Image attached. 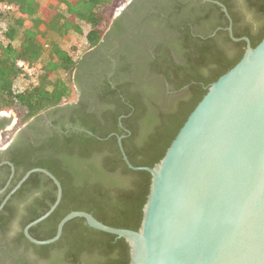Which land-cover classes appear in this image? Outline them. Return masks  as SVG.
Here are the masks:
<instances>
[{"label":"trees","instance_id":"trees-1","mask_svg":"<svg viewBox=\"0 0 264 264\" xmlns=\"http://www.w3.org/2000/svg\"><path fill=\"white\" fill-rule=\"evenodd\" d=\"M2 1L18 5L19 12L2 15L6 29L0 38V110L20 109L18 123L22 124L72 96L74 87L55 74L62 71L69 77L84 63L85 58L75 59L57 40L67 39L71 31L82 32L81 23H85L88 25L85 34L88 47H97L110 23L109 11L115 0H46L50 14H45V4L40 0ZM220 1L228 7L235 20L228 2ZM244 1L264 15V0ZM245 2L238 0L245 26H234L233 34L236 37L250 36L252 46H255L264 37V18L260 20L259 31L252 34V20L243 11L242 4ZM202 5L198 9L195 5L185 6L183 3L162 6L157 14L160 11L162 15L166 13L167 19L163 27L154 28L164 37L169 31L170 38L154 43L152 57L140 60L138 69L124 84L106 83L104 94L100 95L105 108L101 106L87 114L79 112L80 108L77 116L61 125L63 130L68 128L67 131H57L52 140L29 149L44 150L51 156L29 163L0 194V202L22 175L34 166L51 171L63 189L55 210L29 229L33 237H52L59 220L71 210L91 212L98 220L111 226L139 228L151 175L146 170H134L126 165L118 148L117 135L126 134L122 143L132 164L153 166L164 155L208 85L232 67L244 52L245 42H233L227 30L222 29L227 26L228 20L220 7L216 4ZM208 7L220 11L216 23L221 28L214 36L209 33L217 24H212L214 22L208 18ZM155 22L159 24L162 21L158 19ZM114 24L119 27L116 20ZM200 25L203 30L210 31H201ZM228 42L233 43V47H227ZM19 58L30 64L41 61L42 73L37 84L17 91L13 82L20 74L16 66ZM145 68L162 76L176 91L185 85L188 89L163 108L164 103L154 101L151 87L140 79ZM74 106L71 103L64 107ZM68 123L81 126L93 134L68 127ZM12 162L15 164V161ZM42 177L46 176L40 172L31 173L13 193L17 199L13 204L7 201L2 207L0 226H13L17 233L16 242L31 248L46 264H81L84 259L86 264H129V246L123 237L116 238L114 234L94 229L80 217L66 222L59 239L51 244L37 245L27 240L22 233L23 227L43 214L56 196V186L53 184L48 188ZM2 185L0 183V188ZM24 192H27L26 197ZM35 192L46 194L43 207L29 205L28 208H34L36 212L24 215L4 213L9 209L27 207L25 200L35 197Z\"/></svg>","mask_w":264,"mask_h":264},{"label":"water","instance_id":"water-1","mask_svg":"<svg viewBox=\"0 0 264 264\" xmlns=\"http://www.w3.org/2000/svg\"><path fill=\"white\" fill-rule=\"evenodd\" d=\"M204 1L221 7L229 37L245 41L246 47L241 58L208 85L153 166L132 164L122 143L125 134L117 135L126 165L151 175L139 228L111 226L91 212L71 210L52 237H33L29 229L55 210L63 193L51 171L33 167L0 202L1 210L33 172L52 180L55 200L23 227L27 240L51 244L66 222L80 217L94 229L123 237L129 264H264V37L252 46L247 36H234L226 5Z\"/></svg>","mask_w":264,"mask_h":264},{"label":"flooded vegetation","instance_id":"flooded-vegetation-1","mask_svg":"<svg viewBox=\"0 0 264 264\" xmlns=\"http://www.w3.org/2000/svg\"><path fill=\"white\" fill-rule=\"evenodd\" d=\"M226 1L230 5L231 11L236 16L235 20L232 19V31H233L234 26L244 28L245 24H244V17L242 16L243 14L242 6L238 3V0H226ZM130 3H129L130 5L137 3V6L140 7V9H142V8H147V6L149 5V0H140V1L132 0ZM182 3L185 6L195 5L196 6L195 9L201 8L203 6L202 5L203 3L205 4V6H209V4H213V3H210L204 0H156L154 9H153V12L155 13H152L150 15L152 17L151 18L149 17V18L154 24H157V22H155L156 21L155 18L158 17L157 12H159V9L162 6H166L170 4H174V5L182 4ZM127 7L129 8L131 6H127ZM208 8H209L208 10H210V14L208 18L214 22L212 24H215L217 21H219L218 18L220 17L219 16L220 11L215 8L213 9L210 7ZM221 11L223 10L221 9ZM201 12H202V15H204V12L203 11ZM228 12H229V9H228ZM262 18H264V15H262ZM227 26L223 27L222 29L227 30ZM220 28L221 26L217 24L214 30H211L209 35L214 36L216 30ZM201 31L208 32L210 31V29L208 31L207 29L201 30ZM258 31H251V33L255 35ZM119 33L120 34L117 35V39H116L118 45H116V47L114 48V49L117 48L118 57L116 55L117 53L112 56L108 55L107 58L104 59L107 61V63H105V66L103 69L98 70L97 66H95L97 65V63H94V59L91 57L88 59L86 56L87 54L84 56L85 62L87 63L88 66H91L92 71L89 73V76H87L88 75L87 73V75H83V78H81L82 89L80 93L78 94L77 99L74 102H67V104L73 103L75 105L74 107L65 108L64 107L65 105L61 103L59 106L55 108H51L49 110L43 111L31 117L27 121L23 122L21 126H19L17 129H15L12 132L10 136L8 135L7 140H3V141L1 140L3 138L2 137L3 133L9 130H12L13 126H10L11 118L8 115V113L6 114L4 112H0V183H3L0 189L4 188L3 192H1L0 194H3L7 190L9 184L14 182L15 178L20 175L22 170L25 167H27L29 163H34L38 160H43L45 157L50 158L51 156V154L48 153L47 151L41 150L39 152L33 149L29 150L30 148L37 147L42 142L52 140L57 131L58 132L67 131L68 128L63 130L61 128V125L66 124L67 121L71 117L77 116L78 114L77 111L80 108L81 110H79V112H83L86 114L87 112L96 111V109H99L101 106L102 108H105L104 104L101 101L102 98L100 97V95L104 94L106 83L115 82V83L124 84L126 80L130 79L131 77L130 74H133L135 72V69H138L137 65L140 60L150 59L152 57L154 43L163 41V38L164 40L169 39L171 36V34H166L164 37V36H161L162 33H158L157 36H150V39H148L149 43L146 45L144 54L142 56L136 57L132 54L131 46H130L131 44L125 43L126 41H123L125 40L123 39L125 34L123 32H119ZM245 36L249 38L250 44L252 45L250 36L248 35H245ZM240 41H243V40H240ZM233 42H238V41H233ZM97 47L92 48L91 53L95 52ZM227 47L229 48L233 47V43L228 42ZM245 47H246V42H245L244 50H245ZM128 68L130 69V71ZM127 69L128 71H126ZM147 71L151 74H154L148 68H145L143 72H141L140 79L145 84L151 87V91L153 93V99L155 100V96L158 98L160 93L158 92V89L155 88L156 86L154 82H152L151 80L144 79V76L146 75ZM92 72L94 74V77L92 76ZM163 85H164L163 90L161 92V95H163L162 100H165L163 101L164 103L163 108H167L168 107L167 105H169L170 100L181 95L184 91L187 90V89L185 90L183 86L180 91H176L174 89V86L170 84L169 82H167V80L165 81V79H164ZM79 104L80 105L84 104L85 106L79 107L78 106ZM109 108L112 109L113 106H109ZM15 123H13L12 125H14ZM68 127H72L74 129H77V127L83 128L81 126L72 125L69 123H68ZM77 130H80V129H77ZM127 131L129 132V130ZM12 160L15 161V164L12 162ZM9 162L12 164V166L9 164ZM34 167H39V166H34ZM46 177H42V182L43 183L46 182L47 187L51 188L54 183L49 177L47 178H49L50 181L46 179ZM11 189L4 195L3 199L11 191ZM13 193H11L7 199V201H10V203L12 204L17 199L15 196H13ZM26 193L27 192H24V197L27 196ZM34 196L35 197L33 198L28 197L29 199L25 200L24 205L27 207L9 209V210H6L4 213L6 215H24V214L36 212L34 208L36 207L40 208L44 206L43 201L45 199L46 194L35 192ZM21 199L22 198H20V200ZM30 204H32V207L34 208H28ZM16 237H17V233L14 230L13 226H8V225L0 226V264H44V261L40 259L37 255H35L32 252L31 248L26 247L22 243L20 244L16 242V239H15Z\"/></svg>","mask_w":264,"mask_h":264},{"label":"rangeland","instance_id":"rangeland-1","mask_svg":"<svg viewBox=\"0 0 264 264\" xmlns=\"http://www.w3.org/2000/svg\"><path fill=\"white\" fill-rule=\"evenodd\" d=\"M43 4H45L44 7V12L45 14L47 13H51L48 8H47V1L46 0H40ZM132 0H115L112 4V6L110 7V23L107 26V29L101 39V42L99 44V46L97 47L95 52L91 53L92 48L88 47L86 38H85V34L88 30V25L85 23H81V27H82V32H74L71 31L68 38L67 39H61L58 38V43L66 50L69 51L70 54H72V56L75 59H79L82 56H87V58L89 59L90 57L94 59V63H97V68L98 70L103 69L105 66V63H107L106 60H104L105 58H107V56H112L115 55L117 53V48L114 49L116 47L117 44V35L120 34L119 32H123L125 34V36L123 37V41H126L125 43H130L131 45V51L132 54L134 56H142L144 54V50L146 48V45L149 43L148 39H150V36H152L153 34H155V36H157V34L159 32L155 31V28L158 27H163V25L165 24V20L166 18V13L165 14H161L159 13V15L157 14V18H155L156 20H160L162 22H159V24H154L151 21V17L150 16L153 12L154 9V5L156 0H149V5L147 6V8H142L140 9V7L137 6L136 4H132L130 5ZM140 1V0H138ZM243 2H245L243 0ZM130 3V4H129ZM246 3V2H245ZM248 1L246 4H242L244 6L243 11L246 12L247 16L252 20L251 24H250V28L252 31H258L261 28L262 23H260V20H262V15L259 13V11L256 8H251L248 5ZM127 6H131V7H127ZM137 6V7H136ZM140 6V5H139ZM150 17V18H149ZM155 17V16H154ZM116 20V22H119V27H117L114 24V21ZM256 20H259V23H254ZM154 24V25H153ZM199 29L203 30V27L201 26ZM170 33L169 31H167L166 34ZM122 41V42H123ZM133 44V46H132ZM126 45V44H125ZM127 46V45H126ZM113 49V50H112ZM101 55V56H100ZM118 57V53L116 54ZM100 56V57H99ZM175 56V53H174ZM176 58H178V56H175ZM104 61H103V60ZM100 60V61H99ZM102 60V61H101ZM104 64V65H102ZM80 67V68H79ZM69 77L65 75L64 72L60 71L57 72L55 75L57 76H61L63 77L65 80H67L71 86L74 87V92L72 94V96L70 98H65L64 101L62 102L63 105L67 104V102H74L77 99L78 94L80 93L81 89H82V81L81 78H83V75H88L89 73L92 71L91 66H88L87 63L84 61V64H81ZM92 76L94 77V74L92 72ZM93 79V78H91ZM144 79L146 80H151L152 82L155 83V88L158 89V92L160 93L158 98L155 96V100L158 104L163 103L162 97L163 95H161V92L163 90V84H164V78L162 76H157L154 74L149 73L148 71L146 72V75L144 76ZM15 83L19 86V88H26V87H31V84H28L27 81L20 77L17 78L16 80L14 79ZM100 92V91H98ZM0 112H4V113H8V115L10 116V121H11V125L13 126L12 130L6 131L3 133V138L1 139L3 140H7L8 135L10 136L12 134V132L17 129L19 126H21V124L18 123V117L20 115V109L17 108H4L2 110H0ZM17 121V122H16ZM16 122V123H15ZM13 123H15L14 125H12ZM9 127V126H8ZM44 264H46V261L44 262ZM81 264H86V260L84 259Z\"/></svg>","mask_w":264,"mask_h":264},{"label":"built area","instance_id":"built-area-1","mask_svg":"<svg viewBox=\"0 0 264 264\" xmlns=\"http://www.w3.org/2000/svg\"><path fill=\"white\" fill-rule=\"evenodd\" d=\"M19 12L18 5L0 0V38L4 30L6 29V22L2 19V15L7 13L17 14ZM16 66L20 71V74L17 75L15 80L17 78H24L28 84H31V86H34L38 83L39 76L42 73V63L41 61H38L37 63L30 64L24 59L19 58L16 61ZM13 88L17 91H20L23 88H19V86L13 82Z\"/></svg>","mask_w":264,"mask_h":264}]
</instances>
